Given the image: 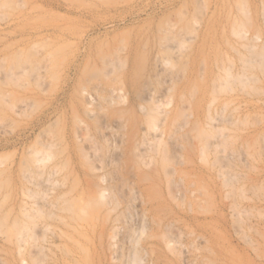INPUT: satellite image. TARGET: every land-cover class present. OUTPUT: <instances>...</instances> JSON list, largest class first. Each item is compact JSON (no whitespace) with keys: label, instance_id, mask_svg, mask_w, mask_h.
I'll use <instances>...</instances> for the list:
<instances>
[{"label":"rangeland","instance_id":"rangeland-1","mask_svg":"<svg viewBox=\"0 0 264 264\" xmlns=\"http://www.w3.org/2000/svg\"><path fill=\"white\" fill-rule=\"evenodd\" d=\"M0 264H264V0H0Z\"/></svg>","mask_w":264,"mask_h":264},{"label":"bare ground","instance_id":"bare-ground-1","mask_svg":"<svg viewBox=\"0 0 264 264\" xmlns=\"http://www.w3.org/2000/svg\"><path fill=\"white\" fill-rule=\"evenodd\" d=\"M134 262H136V259L134 260Z\"/></svg>","mask_w":264,"mask_h":264}]
</instances>
